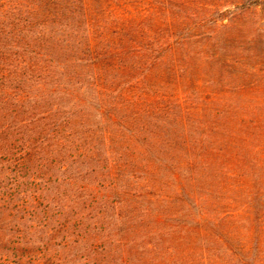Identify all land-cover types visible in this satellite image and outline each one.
<instances>
[{
    "label": "trees",
    "instance_id": "obj_1",
    "mask_svg": "<svg viewBox=\"0 0 264 264\" xmlns=\"http://www.w3.org/2000/svg\"><path fill=\"white\" fill-rule=\"evenodd\" d=\"M251 6L0 0V214L55 222L45 251L91 240L123 264H264ZM185 206L193 223L170 225ZM212 220L233 224L212 235Z\"/></svg>",
    "mask_w": 264,
    "mask_h": 264
},
{
    "label": "rangeland",
    "instance_id": "obj_2",
    "mask_svg": "<svg viewBox=\"0 0 264 264\" xmlns=\"http://www.w3.org/2000/svg\"><path fill=\"white\" fill-rule=\"evenodd\" d=\"M148 1V0H147ZM156 1V0H150ZM159 1H186V2H204L209 4H220L224 6H232L235 4H246L252 5L250 9H248V15L250 18L254 20L264 19V0H159ZM177 209V208H175ZM173 212L172 216H170L172 220H170L169 224L174 226H182L187 222H192L196 217L195 210L191 208H187L186 206L179 211H170ZM18 213L8 215V217H3L4 215L0 214V264H123L120 261L119 255H112L108 252V249L104 251L100 247L97 248L95 252L90 247L91 240L86 244H79L75 246H71L69 248H62L58 244H54L51 247L53 248V252L45 251L42 246L43 242L47 241L48 233L51 232V227L55 224V222L51 221L48 225L43 226V222H35L28 220V217L20 216ZM20 216V217H19ZM175 216V217H174ZM151 218V217H150ZM213 220L210 223H206L208 231L210 230L213 235L214 232H218L220 235L225 236L223 231L225 228L232 225L233 222H229L225 220L222 223H219V226H215L213 224ZM166 226V225H164ZM217 228V229H216ZM77 232L84 233L83 228L76 229ZM88 232H91V230ZM222 233V234H221ZM224 234V235H223ZM226 243H235V237L229 235ZM131 237H133L131 235ZM214 237V236H213ZM210 236H205L204 238H199L198 240L202 242L210 241L213 242L214 238ZM223 238V237H222ZM156 241V237L152 236V234H148L146 237L147 240ZM225 239V238H224ZM137 240V239H136ZM133 241V240H132ZM59 240H56L58 243ZM139 242H130L129 245H134L138 252H140L137 248L139 247ZM107 245V244H106ZM104 244L103 248L106 247ZM133 247V248H134ZM131 248V246H129ZM134 248V249H135ZM133 250V249H132ZM147 256V254H144ZM135 256L131 254V257ZM131 260V259H130ZM148 261L147 257H138V259L133 258L130 264H143Z\"/></svg>",
    "mask_w": 264,
    "mask_h": 264
}]
</instances>
